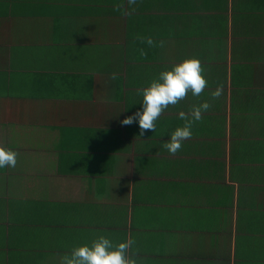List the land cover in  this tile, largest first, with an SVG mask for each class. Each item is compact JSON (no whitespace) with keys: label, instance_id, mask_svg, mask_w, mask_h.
Here are the masks:
<instances>
[{"label":"crops","instance_id":"crops-1","mask_svg":"<svg viewBox=\"0 0 264 264\" xmlns=\"http://www.w3.org/2000/svg\"><path fill=\"white\" fill-rule=\"evenodd\" d=\"M191 56L201 96L142 137L121 124ZM0 144L19 153L0 168V264H59L99 235L134 240L137 264H264V0H0Z\"/></svg>","mask_w":264,"mask_h":264},{"label":"clouds","instance_id":"clouds-1","mask_svg":"<svg viewBox=\"0 0 264 264\" xmlns=\"http://www.w3.org/2000/svg\"><path fill=\"white\" fill-rule=\"evenodd\" d=\"M131 7L137 4V0H127ZM131 15L135 11L124 8L123 4L114 7L115 11ZM141 43H147L149 47L157 46L151 37H138ZM165 41H159L158 46L163 48ZM141 55H146L143 49ZM112 80L116 75L112 74ZM208 81L205 77V68L200 59L195 56L187 57L170 68L161 71L154 77L147 86L138 90L142 94V110H137L133 115L126 116L122 125H131L138 121L140 136L146 131H155L156 122L163 115L166 109L176 106L188 97L191 93L194 97H199L207 87ZM223 94V84L210 93L211 100L219 99ZM209 101H204L199 105H193L190 113L179 112V118L184 121L182 126H178L171 132L168 141L163 143L170 154L175 155L181 150L183 141L190 139L193 135L192 128L196 122L202 120L203 112L211 107ZM19 153L11 148L0 144V168H15L18 163ZM135 241L127 239L118 243H113L108 237L99 235L91 244L74 246L69 253L60 257L59 264H137L138 250L133 249Z\"/></svg>","mask_w":264,"mask_h":264},{"label":"rangeland","instance_id":"rangeland-1","mask_svg":"<svg viewBox=\"0 0 264 264\" xmlns=\"http://www.w3.org/2000/svg\"><path fill=\"white\" fill-rule=\"evenodd\" d=\"M53 160V159H52ZM43 162H45V160H42ZM113 193V192H112ZM111 195V193H109ZM112 196V195H111Z\"/></svg>","mask_w":264,"mask_h":264}]
</instances>
